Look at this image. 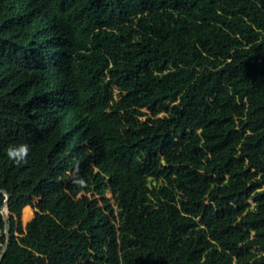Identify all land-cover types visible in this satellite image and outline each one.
<instances>
[{"label": "trees", "instance_id": "trees-1", "mask_svg": "<svg viewBox=\"0 0 264 264\" xmlns=\"http://www.w3.org/2000/svg\"><path fill=\"white\" fill-rule=\"evenodd\" d=\"M7 241L0 264H264V0H0Z\"/></svg>", "mask_w": 264, "mask_h": 264}, {"label": "clouds", "instance_id": "clouds-1", "mask_svg": "<svg viewBox=\"0 0 264 264\" xmlns=\"http://www.w3.org/2000/svg\"><path fill=\"white\" fill-rule=\"evenodd\" d=\"M27 152V145H20L18 148L10 146L7 150V154L9 157L18 159H23L24 156H26Z\"/></svg>", "mask_w": 264, "mask_h": 264}, {"label": "water", "instance_id": "water-1", "mask_svg": "<svg viewBox=\"0 0 264 264\" xmlns=\"http://www.w3.org/2000/svg\"><path fill=\"white\" fill-rule=\"evenodd\" d=\"M6 196H7V203H8V199H9V195L8 194H6ZM7 212H8V209H5L4 211H3V213H4V215L6 216L7 215ZM6 231H7V237H8V241H9V230H8V227H7V225H6ZM8 241H7V245L5 246V248H4V250H3V253L1 254V257H0V263H1V261L3 260V258H4V256L6 255V252H7V250H8Z\"/></svg>", "mask_w": 264, "mask_h": 264}, {"label": "rangeland", "instance_id": "rangeland-1", "mask_svg": "<svg viewBox=\"0 0 264 264\" xmlns=\"http://www.w3.org/2000/svg\"><path fill=\"white\" fill-rule=\"evenodd\" d=\"M116 89H117V88H116ZM116 91H117V93H116V97H117V99H119V97H120V91H119L118 89H117ZM143 111H145V112H149V109H148V108H144ZM159 115H160V116H164V115H166V114H165V113H161V114H159ZM249 203H253L252 200H250ZM112 204H114V200H112Z\"/></svg>", "mask_w": 264, "mask_h": 264}]
</instances>
